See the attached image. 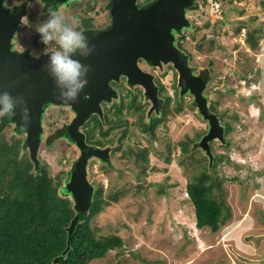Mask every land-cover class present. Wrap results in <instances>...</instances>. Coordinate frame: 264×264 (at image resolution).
I'll list each match as a JSON object with an SVG mask.
<instances>
[{
  "label": "rangeland",
  "instance_id": "obj_1",
  "mask_svg": "<svg viewBox=\"0 0 264 264\" xmlns=\"http://www.w3.org/2000/svg\"><path fill=\"white\" fill-rule=\"evenodd\" d=\"M106 1L79 0L59 11L67 20L76 21L78 25L82 17H88L93 19L95 26L104 28L112 22ZM216 1L220 4L218 10ZM15 2H4L11 13L15 12V9L12 10ZM199 3V8L189 12L192 22L202 26L209 19L211 25L216 26L217 33H212L214 27L211 26L201 29L198 39L188 45V50L192 52L191 63L196 72L207 67L212 70L206 86L209 97L219 99L218 107L226 109L229 116L232 112L237 113V119L233 120L234 129L229 134L232 141L229 151L234 161L247 165L242 170L233 165L234 168L226 167L222 163L218 166L220 174L235 175L238 172L242 176V181L229 178L223 184L233 216L217 231H212L210 227L199 228L194 206L184 196L191 166L179 162L178 141L206 132L209 127L208 121L190 101L192 97L187 95L183 111L169 116L167 122L157 128L158 138L154 146L167 151L170 145L172 160L166 163L158 150H152L149 167L154 169L155 165L158 169L151 170L145 179L140 180L143 188L138 190L139 184L135 187L138 179L132 169L136 170L133 164L126 166L123 163L126 159L114 161L113 168L107 172L102 168L105 164L92 159L88 178L102 184L105 191L111 179L118 176L121 184L129 181L135 188H128L120 201L112 202L91 219L92 225L100 231L120 234L126 243L125 250L120 253L112 250L105 258L90 264H264V37L257 48H252L245 41L248 28L262 26L264 30V5L261 0H206V3ZM28 10L36 16L31 18L28 14L24 18L15 32L17 35L14 34L11 39V50L32 47L34 52L43 53L44 45L39 42L35 27L47 18V14L41 15L44 10L39 4ZM239 25L243 28L237 33ZM187 31L189 34L190 30ZM204 33L203 39L201 36ZM211 37H215L216 43L221 46L209 48ZM201 40L204 44L200 49L196 42ZM138 64L143 70L151 71L153 67L146 60ZM162 80L172 88L171 74L163 75ZM218 89L224 92L222 97L217 94ZM121 91L127 102L130 94L126 95L129 91L124 84ZM131 91L138 93L137 89ZM140 98L144 101V97ZM143 104L147 111L149 102L144 101ZM53 110L47 120L42 121L41 142L44 141V146L40 148L39 156L48 161L50 169L55 172L69 169L71 154L69 150H62L59 139L46 144L48 134L69 119L66 111H57L59 108ZM124 111L133 118L129 111ZM139 130L135 129V138L142 144L146 136ZM13 133L17 134L14 128ZM24 134L17 135L26 140ZM221 142L216 138L210 142L214 151L219 153L224 150Z\"/></svg>",
  "mask_w": 264,
  "mask_h": 264
},
{
  "label": "trees",
  "instance_id": "obj_2",
  "mask_svg": "<svg viewBox=\"0 0 264 264\" xmlns=\"http://www.w3.org/2000/svg\"><path fill=\"white\" fill-rule=\"evenodd\" d=\"M153 1L155 0H137L138 5L141 7ZM199 1L206 3V0ZM199 1H195L187 9L199 8L201 6ZM106 4L110 9V0H107ZM261 4L264 5V0H261ZM219 6V2L216 1L217 10ZM23 7H26V5H22L16 0L14 4L15 11ZM48 9L58 11V9L55 10L46 5L44 11L46 10L47 13ZM25 10L31 18L36 16V14H30L28 9ZM78 26L85 29L87 36L94 31L101 30L94 25L93 19L88 17H82L81 24ZM107 26L110 25L107 23ZM210 26L214 27L209 19L202 26L193 23L192 30L189 29V34L187 31L189 27H185L186 30L179 36V46L188 51L190 57H192L188 45L198 39V33L202 28H209ZM215 27L212 29L213 34L217 33ZM242 28L243 25H239L236 29L237 33ZM263 37L264 30L262 26L248 28L245 41L252 48H257L260 39ZM201 38H205V33L202 34ZM196 44L201 49L204 43L201 40L197 41ZM209 44V48L221 46L219 42L216 43L215 37H211ZM211 71L209 67L203 69L204 74L210 79ZM208 90L207 87L204 94L209 99V106L218 115L225 127V142L218 139L224 150L218 153L214 151V145L210 143L212 153V159L210 160V156L198 144L206 132H198L195 136H188V138L178 141L180 146L179 158H181L179 162L191 166V173L185 189L194 206L197 227H210L212 231H217L233 216V210L226 198L223 184L229 178L242 181V176L238 172H235V175L220 174L218 166L222 163L226 167H235L242 170L247 165L243 162L234 161L229 151L232 146L229 134L234 129L233 120L237 119V113L232 112L229 116L226 109H220L218 107L219 99H211ZM128 91L126 95L130 94V98L127 102L124 100L125 95L121 91V99L115 100L107 110L115 116L113 117L115 119H108V122L113 126H122L124 135L129 136L131 133H135L136 128L140 129L141 133L144 132L149 135L146 137V141H141L142 144L137 141L133 144L125 143L122 156L119 158V161L126 159L123 162L126 166H129V163L133 164L136 171L133 169L132 171L135 172L138 179L136 187L140 180L145 179L151 170L158 169L155 165L154 169L149 167L152 150H158L159 155L166 163L171 162L173 150L170 145H168L167 151L160 148L156 149L154 146L155 140L158 138L157 128L160 124L166 123L169 116H175L183 111L185 103L183 99H178V90L175 102H173L171 96L165 93L163 94L164 105L159 114L146 118L147 111L144 108V101L140 98L143 97V91L141 89H138V93H134L131 89H128ZM217 94L222 97L224 92L218 89ZM192 103L195 105L194 102ZM124 110L129 111L133 117L135 116L134 130L126 127L128 124L127 120L124 119L126 116ZM98 124H100V121L96 123V125ZM13 128L14 126L10 123L8 116L1 118L0 264H90L96 259L105 258L112 250H117V253L124 251L126 243L120 234L100 231L92 225L91 219L112 202L120 201L121 196L129 190L128 188H135L132 183L125 181L121 184L118 176L119 181L112 178L107 191H105L102 184L92 181L94 192L91 206L71 226L76 208L75 196L68 187L70 170L60 169L53 172L50 169L49 162L39 156V151L37 153L38 163H36L31 158L30 149L25 145L24 137L18 136L16 131L17 134L13 133ZM64 128L65 126L56 130L55 133L51 132L46 144L49 143L50 145L55 139H58V136H63L60 132ZM89 136L90 142L103 144L100 139L95 137L96 135L90 133ZM59 141H62V150H69V153L72 154L71 147L67 145V142L65 140ZM145 143L147 144L145 145ZM42 146H44V141L40 143V147ZM74 163L72 162V165ZM104 164L102 168L106 172L113 168L107 163ZM143 186V183H140L138 190ZM133 254L135 255V253Z\"/></svg>",
  "mask_w": 264,
  "mask_h": 264
},
{
  "label": "water",
  "instance_id": "obj_3",
  "mask_svg": "<svg viewBox=\"0 0 264 264\" xmlns=\"http://www.w3.org/2000/svg\"><path fill=\"white\" fill-rule=\"evenodd\" d=\"M63 0H44L47 7L58 9ZM66 0H64L65 2ZM196 0H155L140 7L137 0H110L112 22L106 29L92 32L87 37L95 48L89 55L77 52L91 66L88 85L78 98L64 102L57 96L58 85L45 68L47 55L39 59L26 52L11 50L14 36L26 8L11 13L0 0V92L8 91L17 98H23L31 110V121L25 126L20 120V107L13 117L8 116L18 134L25 133V145L30 149L31 158L38 163V150L42 141L44 108L48 104L70 106L75 112L73 120L61 134L73 140L82 151L70 172L69 189L74 194L76 214L71 226L89 210L94 186L88 178V161L91 156L106 159L105 151L96 145L86 143L85 135L79 130L91 113L102 115L101 101L118 97V92L110 86L111 78L118 79L121 73L128 77L129 86L139 83L144 95L151 99L158 112L163 98L158 95V85L154 75L144 71L138 64L143 58L150 65L172 62L179 72L181 93L190 91L202 117L209 122L207 132L198 142L199 146L212 159L210 142L219 139L225 142V127L218 115L211 110L209 99L204 91L208 76L195 74L189 65V56L175 44L174 31L191 25L186 13L187 8ZM58 259V258H57ZM56 259V260H57Z\"/></svg>",
  "mask_w": 264,
  "mask_h": 264
},
{
  "label": "clouds",
  "instance_id": "obj_4",
  "mask_svg": "<svg viewBox=\"0 0 264 264\" xmlns=\"http://www.w3.org/2000/svg\"><path fill=\"white\" fill-rule=\"evenodd\" d=\"M18 2L28 8L35 4L44 8L41 0H18ZM44 14L41 12V15ZM46 14L47 18L35 27V31L39 34V42L44 45L42 51L48 56L45 68L58 85L56 90L58 98L64 102H70L78 98L81 91L88 85V74L91 70V66L82 56L75 53L89 55L94 51L95 46L90 43L85 29L78 26V22L69 21L63 14L51 9H48ZM17 31L18 29L16 33ZM32 55L36 59L40 58V53L34 52ZM18 106L20 120L26 126L31 121V110L27 102L22 97L17 98L11 95L8 91L0 92V118L15 116ZM184 196L189 199L186 189Z\"/></svg>",
  "mask_w": 264,
  "mask_h": 264
},
{
  "label": "flooded vegetation",
  "instance_id": "obj_5",
  "mask_svg": "<svg viewBox=\"0 0 264 264\" xmlns=\"http://www.w3.org/2000/svg\"><path fill=\"white\" fill-rule=\"evenodd\" d=\"M76 1H79V0H66L64 2L61 1L59 4H57L58 6V11L60 9V11L62 9H64L66 6L67 7H70L71 4L73 2H76ZM41 3L43 4L44 8L43 10L45 9V6L47 5L43 0H41ZM6 6H8L6 4ZM147 6V5H146ZM9 7V6H8ZM141 7V6H140ZM144 7V6H142ZM26 9H29L27 6L25 7ZM14 10V8L12 9ZM46 11V10H45ZM45 11H43L44 13H46ZM60 11L58 13H60ZM42 12V11H41ZM54 12H57V11H54ZM190 10L187 9V17L188 19L190 20L191 22V25L189 26V28H187V30H191V26L193 25V22H192V19L190 18V14H189ZM28 15V13H26L23 18H22V21L24 22V18ZM22 25V24H21ZM20 25V26H21ZM19 26V27H20ZM108 28L107 27H104V28H99V29H106ZM186 28L184 27L182 30L180 31H174V34H175V44L181 48L179 46V36L182 35V33L186 30ZM184 52H186L189 56V65L193 68V72L195 74H201V73H204L203 71H200V72H196L195 70V66L193 65L192 66V63H191V59L192 57H190L188 51L184 50L183 48H181ZM16 52H26V53H30V54H33L34 51L32 50V47L29 48V49H26V50H19L18 48L14 49ZM29 50V51H27ZM40 53V56L44 53L42 52H39ZM143 58H138V63L140 62H143ZM145 61V60H144ZM153 66V65H152ZM144 71H147L149 73H152L154 75V81L155 83L158 85V95L163 98V104L162 106L164 105V97H163V94L164 91H166L167 95L168 96H171V94H173V96H171L173 98V102L176 101V92L178 90V99H183L184 103H185V97L187 95L191 96L192 99L190 101L194 102V96L193 94L190 92V91H186L185 93H181V87L179 85V82H178V79H179V72L178 70L176 69V67L173 65L172 62H167V63H164V62H161L160 65H154L151 69V71H148V70H144ZM170 71V73L168 72ZM162 73V75L160 74ZM167 74H171V78L173 80L171 87L173 88H170V86L165 83V81L162 80V76L163 75H167ZM210 80V78H209ZM208 80V82H209ZM109 84L110 86H112L113 88H115L118 92V97L117 98H112L110 101H107V100H102L101 101V106H102V115L97 113V112H94V113H91L90 116L86 119V121L79 126V130L82 131L85 135V141L86 143L88 144H91V145H96L98 146L100 149L104 150L105 151V154L107 155V158L106 159H102L100 157H97V156H91L89 158V161H88V166H87V170L89 172V165H91L92 163V159H96L99 163L103 164L104 163H107L108 165H112L114 164V161L116 162L121 156H122V149L125 148V143L129 142L130 144H133L134 141H136L137 139L135 138L136 137V132L135 133H131V135L127 136V135H124L123 134V131H124V128L120 125H116V126H113L112 124H110L108 122V119H112L114 116L113 113L109 112L107 110V108L115 101V100H120L121 99V88H122V85L124 84L128 89H131V90H134V89H141L143 91V97H144V101H148L149 102V107L147 109V116L146 118H151L154 114H159L160 110L158 112H156V109H153L151 110L150 112V109L151 107L153 106V102L151 99H148L145 97L144 95V88L142 87L141 84L139 83H135L134 86H129V83H128V77L121 73L119 75V78L118 79H115V78H111L110 81H109ZM172 90V92H171ZM166 95V96H167ZM183 97V98H182ZM195 107H197V105L195 104L194 105ZM55 108H59V110L57 111H66L68 113V116H69V119L67 121V123L65 124H62L60 127L57 128V130L59 128H62V127H66L72 120L73 118L75 117V112L72 110V108L70 106H60V105H54V104H48L45 106L44 108V116H43V119H47V117L50 116L51 112H53ZM162 108V107H161ZM198 109V108H197ZM199 112V110H198ZM46 116V117H45ZM115 119V118H113ZM125 121L127 122V126L126 127H130V128H133V122H135V118H131L130 116L127 115L126 113V116L124 117ZM100 121V124L96 125V123ZM66 122V121H65ZM209 123V122H208ZM104 128V129H103ZM55 130L56 128L52 131L55 133ZM207 132V131H206ZM43 133V131H42ZM61 133V132H60ZM91 134H94V136L98 139H100L103 144L101 143H92L89 141V135ZM146 137H148L147 133H144L142 132ZM25 135V134H24ZM49 135V134H48ZM63 135V134H61ZM50 137V136H49ZM49 137H47L49 139ZM58 139L59 140H65L67 142V145L70 146L69 148L71 149L72 151V154L70 156V161H71V165L69 167V170L71 172V170L73 169L74 165L76 164V162L78 161L82 151L79 149V147L76 145V143L71 140V139H68L66 138L65 136H58ZM53 143V142H52ZM40 145H39V150L40 151ZM115 158H118L115 160ZM72 162H75L74 165L72 166ZM119 162V161H118ZM72 166V168H71Z\"/></svg>",
  "mask_w": 264,
  "mask_h": 264
}]
</instances>
